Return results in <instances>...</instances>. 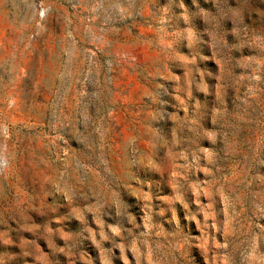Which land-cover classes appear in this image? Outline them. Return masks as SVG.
<instances>
[{
  "label": "rangeland",
  "instance_id": "obj_1",
  "mask_svg": "<svg viewBox=\"0 0 264 264\" xmlns=\"http://www.w3.org/2000/svg\"><path fill=\"white\" fill-rule=\"evenodd\" d=\"M0 264H264V0H0Z\"/></svg>",
  "mask_w": 264,
  "mask_h": 264
}]
</instances>
